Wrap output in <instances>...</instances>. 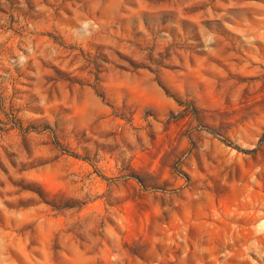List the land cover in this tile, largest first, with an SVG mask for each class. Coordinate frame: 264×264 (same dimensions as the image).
Returning <instances> with one entry per match:
<instances>
[{"label": "rangeland", "instance_id": "obj_1", "mask_svg": "<svg viewBox=\"0 0 264 264\" xmlns=\"http://www.w3.org/2000/svg\"><path fill=\"white\" fill-rule=\"evenodd\" d=\"M0 264H264V0H0Z\"/></svg>", "mask_w": 264, "mask_h": 264}]
</instances>
